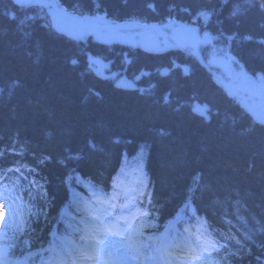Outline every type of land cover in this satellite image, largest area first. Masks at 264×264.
<instances>
[{"label": "trees", "instance_id": "16d2710c", "mask_svg": "<svg viewBox=\"0 0 264 264\" xmlns=\"http://www.w3.org/2000/svg\"><path fill=\"white\" fill-rule=\"evenodd\" d=\"M57 2L78 17L192 23L203 43L208 37L204 56L215 66L224 58L239 72L236 61L250 76H264V0ZM104 43L57 32L44 8L0 0V146L16 136L32 157L42 159L54 203L65 196L68 164L75 161L82 173L100 179L114 167L121 147H145L154 199L164 212L185 195L192 176L203 186L196 203L209 216L246 211L259 232L256 241L230 255V262L251 264L264 251V126L212 73L179 51L177 60L191 64V70L183 74L178 67L161 77L158 93L146 96L113 87L93 75L86 54L118 66L127 48ZM167 58L140 53L136 65ZM167 91L169 99L162 103ZM192 101L208 104L209 121L191 112Z\"/></svg>", "mask_w": 264, "mask_h": 264}, {"label": "snow or ice", "instance_id": "6c2138e0", "mask_svg": "<svg viewBox=\"0 0 264 264\" xmlns=\"http://www.w3.org/2000/svg\"><path fill=\"white\" fill-rule=\"evenodd\" d=\"M5 179L7 180L6 183L0 182V204L4 207L5 223L11 222L13 227L16 226L17 222L20 225H25L22 213L15 219L13 218L18 212V208H14L5 199L6 197L14 199L11 194L16 191L18 180L8 179L7 177ZM116 189H120L117 182ZM86 191L91 192L95 199L96 207L88 209L93 223L89 224L82 219L80 224L84 226L83 228H74L71 224L66 225L73 232L81 233L79 235L80 243L70 237H61V248L66 256L57 257L55 260L49 261L48 264H92V261L98 258L101 252L113 255L121 248L134 254L133 259L138 260V264H144L145 260L152 259L150 255H145L146 252H151V247L143 239V230L149 226L148 223H145V220L149 221L151 219L150 215L139 211L125 215L124 213L130 207H133V204L129 200L117 203L121 193L116 190H113L110 195H104V189H98L95 185L90 184ZM73 203L77 204V210H79V204L83 203V200L78 197ZM34 207H36L35 211L31 208L28 210V220L31 221L32 216L35 215L38 222L39 217L46 214L40 207ZM66 214L62 209L61 215ZM25 231H28L27 227H25ZM115 237H119L124 243L117 247V241L110 239ZM48 251L51 252L54 249L50 246ZM157 251H160V249L157 248Z\"/></svg>", "mask_w": 264, "mask_h": 264}, {"label": "bare ground", "instance_id": "6f19581e", "mask_svg": "<svg viewBox=\"0 0 264 264\" xmlns=\"http://www.w3.org/2000/svg\"><path fill=\"white\" fill-rule=\"evenodd\" d=\"M173 24V26H175V23L174 22H172ZM171 25V24H170ZM108 26L109 27H111L110 26V24H108ZM143 27L147 30L148 29V27L146 28L144 25H143ZM153 27V26H152ZM170 33H168L169 35H172V36H174V37H176V32H175V29H173V30H171V31H169ZM111 34H112V32H111ZM111 34H107L108 36L110 35L111 36ZM167 36V35H166ZM102 38V37H101ZM103 41L104 42H106V43H104V44H109V45H111V44H114L113 42H111V41H108L107 42V38L106 37H103ZM117 44L119 45V44H122V42L121 41H118L117 42ZM139 49H138V51L135 53L136 54V56L134 57V58H131L130 57V59H129V61L127 62V66H129V68L130 69H132V70H136V68H138L139 70L141 69V67H143V66H141L142 64H140V65H136L137 64V61H136V59H139V54L141 53H146V54H149V45L148 46H146V45H142V44H139ZM151 48L155 51V49H154V47L153 46H151ZM156 52V51H155ZM157 55V54H156ZM149 65L151 66V67H155V69H159V68H161V66H163V63H162V61H154V62H151V63H149V64H146L145 65V67L146 66H148L149 67ZM168 67H170L171 68V65L170 64H168ZM80 157V154L79 153H76V155H75V158H79ZM64 182H71V180H64Z\"/></svg>", "mask_w": 264, "mask_h": 264}, {"label": "rangeland", "instance_id": "374dc122", "mask_svg": "<svg viewBox=\"0 0 264 264\" xmlns=\"http://www.w3.org/2000/svg\"><path fill=\"white\" fill-rule=\"evenodd\" d=\"M103 37L108 38V35L103 34ZM113 38L120 39V40H127L131 43H134V44H145V43H147L144 36L140 35L139 31H136V30H125V31H120V32L114 33ZM152 42H153V40H152ZM152 42H149V43H152ZM261 115H263V114H261Z\"/></svg>", "mask_w": 264, "mask_h": 264}]
</instances>
